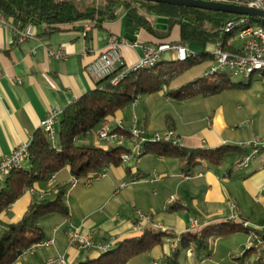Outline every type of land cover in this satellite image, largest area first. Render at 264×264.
Returning <instances> with one entry per match:
<instances>
[{"label":"crops","instance_id":"crops-1","mask_svg":"<svg viewBox=\"0 0 264 264\" xmlns=\"http://www.w3.org/2000/svg\"><path fill=\"white\" fill-rule=\"evenodd\" d=\"M149 19L156 28V17ZM10 23L22 22L11 18ZM34 27L35 35L26 39L0 27V160L21 143L32 141L50 112L65 109L97 88V80L88 73L87 66L106 50L109 37L127 40L122 46L127 66L137 63L145 47L159 42L137 27L124 10L119 19L103 26L84 20L63 24L52 33H46L44 26ZM178 38L176 26L170 40ZM49 48L62 52L63 57L51 55ZM163 59L174 60L175 57L166 53ZM171 90L141 96L137 104L132 103L120 111L108 126L129 129L137 122L144 134L171 129L180 145L193 148L240 145L238 143L244 141L232 133L220 110L198 112V108L208 107L209 103L203 101L207 97L178 101L169 95ZM156 119L162 120L164 128L154 126ZM97 132L82 138L80 144L108 145L97 140ZM127 141L133 144L128 150L134 151V143L131 139ZM245 146L248 149L249 146ZM123 147L127 150L125 145ZM141 151L139 157L142 158L133 155L127 163L112 165L106 176L90 184L83 180L85 177L79 178L67 194L69 216L54 215L42 223L46 239L54 237V241L25 253L14 264H47L60 258L67 264H78L100 257L102 252L80 250L70 244L69 233L74 229L90 234L96 243L112 242V248L119 241L139 237L148 227L172 232L176 236L166 237L163 244L135 255L127 263L160 264L173 254L172 244L180 241L184 232H196L229 219L248 222L250 228L264 225V198H257L264 186V168L251 172L247 167L236 170L233 166L239 156L233 154L220 166L209 168L204 164L188 176L182 172L178 158L144 154V148ZM72 176L70 168L66 167L55 174L52 183L47 181L28 189L0 215L3 232L10 223L23 217L32 202L54 198L52 186L67 184ZM123 182L128 184L119 187ZM175 203L177 208H171ZM247 241L248 232L239 229L214 239L209 254L194 250L188 254L187 249L180 256L179 264H253L256 258L251 255L244 263L240 261Z\"/></svg>","mask_w":264,"mask_h":264},{"label":"trees","instance_id":"trees-1","mask_svg":"<svg viewBox=\"0 0 264 264\" xmlns=\"http://www.w3.org/2000/svg\"><path fill=\"white\" fill-rule=\"evenodd\" d=\"M126 12L139 28L159 40L156 45L170 43H209L221 44L226 50L236 51L229 43L231 35L225 26L230 21L244 19L231 13L209 11L193 7H180L169 4L154 3L144 0H0V11L7 17L14 18L24 25L44 26L46 33H52L61 25L77 21L90 20L95 26H103ZM151 17L168 19L166 30L153 26ZM256 25L264 26V21L251 19ZM179 28V38L171 41L174 27ZM207 51L195 58L183 61L184 66L174 69L173 60L163 58L152 67L129 71L118 84H113L110 77L96 82L97 88L76 99L63 109L59 120L58 135L51 136L43 128L37 130L30 145L31 164L28 168L17 169L5 179L0 187V215L21 198L28 189H34L48 181L52 176L66 167L77 179L97 175L105 168L123 164L124 147L114 143L99 146L93 143L80 144L87 135L100 130L128 105L138 101L141 96L167 90L172 81L181 74L197 66L207 67L212 64ZM195 77L190 82L172 89L169 95L178 101L197 97H208L228 89L248 88L253 78L247 82H236L228 74H214L213 79ZM129 138L125 127L112 129ZM143 148L145 153L156 156L178 158L182 163V172L191 176L204 164L210 167L222 165L231 155L239 158L248 154L245 145L223 144L214 148H193L180 145L176 139L147 140ZM263 148L261 147L260 150ZM69 183H55L51 190L54 198H44L32 202L23 217L9 224L0 236V264H14L28 249L46 239L43 221L54 215L69 216L67 194ZM173 209L177 204H173ZM244 227L243 221L233 219L221 223L209 224L199 231L181 234L180 247L160 264H179L184 251L193 247L197 253L209 254L211 242L221 236L229 235ZM168 236H176L169 231L148 227L139 237H131L116 243L100 257L87 259L78 264H127L135 255L163 244ZM255 249H247L240 261L244 263ZM253 264H264L258 257Z\"/></svg>","mask_w":264,"mask_h":264},{"label":"built area","instance_id":"built-area-1","mask_svg":"<svg viewBox=\"0 0 264 264\" xmlns=\"http://www.w3.org/2000/svg\"><path fill=\"white\" fill-rule=\"evenodd\" d=\"M217 1L223 3H234L240 5H246L255 7L257 9L264 10V0H208ZM251 19L245 17L238 21H230L225 26L226 33L231 35L229 43L234 45V42L241 39L242 45L235 47L236 51L226 50L223 45L218 44L215 52L209 56L212 58V65L205 72L206 76H212L217 73L228 74L233 78L242 77L244 79H257L263 84L264 93V26L250 24ZM11 18L7 17L3 12L0 11V27L6 28L9 31L18 33L21 39H26L35 35V27L32 24L24 26L23 23L14 25L10 23ZM263 21V20H261ZM127 43L125 38H119L116 36L109 37L106 50L95 58L88 66L87 71L91 77L95 80H101L105 77H110L113 84H118L129 71L137 69L152 67L156 65L166 53H170L178 61H187L190 58L197 57V54L193 52L187 44L184 43H170L165 42L159 45L147 46L144 49L142 56L139 58L137 63L131 66H127L122 53V46ZM50 49V48H49ZM51 55L58 58L63 57L62 52L49 50ZM135 101L134 104H137ZM63 109H55L48 114V117L43 123V129L51 136L55 135V125L60 120ZM120 127V126H119ZM123 127V126H121ZM239 127H245V123L239 124ZM129 138L123 134L115 133L107 125H104L96 134L98 141L106 143H114L117 145L124 146L128 139L134 143V151L125 150L122 153V158L127 163L133 155L136 157L141 154L144 143L148 140L145 137L144 130L139 127L137 122L128 129ZM174 130H167L164 133L156 134L155 140H170L175 139ZM31 141L21 143L13 152L0 160V187L4 183L5 179L11 174L12 171L17 169L28 168L31 164V153H30ZM264 148V146H263ZM260 152V147L254 145L253 152L243 156L233 166L236 170H241L248 167L251 161L255 158L256 154ZM108 168H105L102 172L97 175H93V178H88L87 184H90L93 179L102 178L107 175ZM52 175L48 182L52 183L54 180ZM157 176L154 177V179ZM153 179V180H154ZM78 179L76 176H72L69 181L70 188L77 185ZM128 183L123 182L119 187H124ZM118 187V188H119ZM257 198H264V186L258 193ZM139 216L144 217L143 213L139 211ZM196 220L193 223L196 224ZM244 227L248 228V241L245 247L247 249H257L260 251V256L264 260V225L256 228H250L248 222H243ZM70 244L80 250H97L99 252H108L112 249V242L99 244L96 243L94 238L90 234L81 233L79 230L74 229L69 233ZM54 237L46 239L42 242L37 243L27 250L26 253H31L38 247H42L46 244L52 243ZM180 245V241L173 242V249H177ZM193 247L187 250L188 254H191ZM47 264H67L64 258L49 262Z\"/></svg>","mask_w":264,"mask_h":264},{"label":"rangeland","instance_id":"rangeland-1","mask_svg":"<svg viewBox=\"0 0 264 264\" xmlns=\"http://www.w3.org/2000/svg\"><path fill=\"white\" fill-rule=\"evenodd\" d=\"M250 24H255V21H251ZM242 40L238 39L234 42L236 47H240L242 45ZM218 45L215 43H209L205 45L203 43H192L189 45V48L197 54L203 53L207 51V54L215 52ZM184 66L182 61L173 60L174 69H180ZM207 67L197 66L192 68L191 70L181 74L177 78L172 81L170 89H177L180 86L190 82L195 77H205ZM221 74V73H219ZM207 79L211 80L213 77H207ZM236 82H247V79L242 77L234 78ZM203 101L209 103L208 107H200L198 108V112L200 113L203 110H216L221 111L223 117L229 127L232 130V133L237 135L239 138H244V141H241L240 145H247L248 152L251 154L254 149V145H258L260 148L264 146V93L263 86L260 81L253 79L252 84L248 88H235L228 89L223 91L222 93L210 96L205 98ZM203 108V109H202ZM245 122L246 127L241 128L239 124ZM154 126H163L162 120L156 119L153 121ZM146 127L145 124L143 125ZM147 129L145 128V131ZM164 132V131H163ZM162 131L159 133H163ZM55 133L58 135L59 133V124L55 125ZM145 137L148 140H155L156 133L153 131H147ZM133 147V144L130 142H125V148L128 150ZM142 158V157H139ZM258 168H264V150L256 154L255 158L251 161L250 165L246 168L249 172L254 171ZM93 178V175L85 177V181L88 178ZM82 180V179H80ZM82 180V182H83ZM94 180V179H93ZM3 225L0 224V236L3 234ZM252 257L256 259L260 257V251L255 249L251 253Z\"/></svg>","mask_w":264,"mask_h":264},{"label":"water","instance_id":"water-1","mask_svg":"<svg viewBox=\"0 0 264 264\" xmlns=\"http://www.w3.org/2000/svg\"><path fill=\"white\" fill-rule=\"evenodd\" d=\"M154 3L169 4L180 7H193L209 11H219L231 13L239 16H245L256 20L264 21V10L257 9L246 5L223 3L208 0H144ZM168 19L165 17L156 18V28L167 29Z\"/></svg>","mask_w":264,"mask_h":264}]
</instances>
